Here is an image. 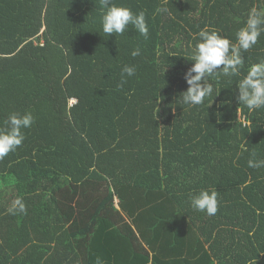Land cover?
Wrapping results in <instances>:
<instances>
[{"label":"trees","instance_id":"trees-1","mask_svg":"<svg viewBox=\"0 0 264 264\" xmlns=\"http://www.w3.org/2000/svg\"><path fill=\"white\" fill-rule=\"evenodd\" d=\"M113 3L145 13L147 39L106 35L100 0H0V128L35 118L0 160V264H264V168L248 166L264 160V108L236 99L264 33L239 75L182 101L198 32L237 43L264 0ZM202 190L215 215L192 208Z\"/></svg>","mask_w":264,"mask_h":264},{"label":"clouds","instance_id":"clouds-1","mask_svg":"<svg viewBox=\"0 0 264 264\" xmlns=\"http://www.w3.org/2000/svg\"><path fill=\"white\" fill-rule=\"evenodd\" d=\"M106 12L101 18L103 32L110 36L123 35L129 25H132L140 35L148 38L149 29L143 11L138 14L124 6H117L113 0H100ZM157 12H168L166 7L158 8ZM264 33V9L253 7L247 14L245 26L236 33L237 43H231L216 31L202 29L198 32L199 41L195 45L192 60L193 65L184 73L188 85L182 93V101L189 106L202 105L205 98L213 94V86L208 77L222 73L225 76L239 75L244 63L242 52L250 50L257 44ZM133 57L140 55L139 49L134 50ZM135 66H124L122 76H134ZM123 82V81H122ZM236 99L245 105L249 111L264 108V61L252 64L247 74L236 86ZM35 122L29 112L25 114L11 113L5 121V127L0 128V160L10 152H14L25 140L24 129L30 128ZM250 168H264V160L250 159ZM194 210L206 212L209 216L218 211V198L215 191L202 190L191 200ZM10 214L25 213L26 206L21 198H17L7 210ZM97 264L102 262L97 259Z\"/></svg>","mask_w":264,"mask_h":264}]
</instances>
